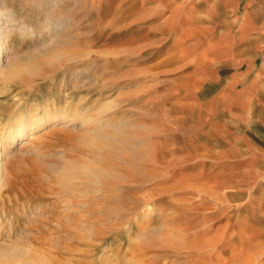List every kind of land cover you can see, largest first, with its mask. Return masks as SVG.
Returning a JSON list of instances; mask_svg holds the SVG:
<instances>
[{"label":"rangeland","instance_id":"374dc122","mask_svg":"<svg viewBox=\"0 0 264 264\" xmlns=\"http://www.w3.org/2000/svg\"><path fill=\"white\" fill-rule=\"evenodd\" d=\"M53 1L0 0L3 62L45 46L82 55L54 66L39 60L30 72L0 78V264L4 256L11 264H264V219L246 209L255 196L238 194L236 185L223 189L222 163L214 160L220 147L181 114L178 76L187 69L169 50L164 14H150L141 0ZM7 12L18 26L7 25ZM47 20L63 30L52 25L33 37L27 28L42 33ZM67 101L69 113L99 115L123 143L101 154L117 173L98 195L88 194L99 215L93 226L60 209L76 201L60 203L73 196L69 168L92 158L80 120L51 118L21 141L6 140L23 112L44 117L50 106V117H61Z\"/></svg>","mask_w":264,"mask_h":264},{"label":"crops","instance_id":"0c3cea01","mask_svg":"<svg viewBox=\"0 0 264 264\" xmlns=\"http://www.w3.org/2000/svg\"><path fill=\"white\" fill-rule=\"evenodd\" d=\"M141 1L164 14L169 50L187 69L181 114L220 147L223 189L255 196L246 209L264 219V0Z\"/></svg>","mask_w":264,"mask_h":264},{"label":"bare ground","instance_id":"6f19581e","mask_svg":"<svg viewBox=\"0 0 264 264\" xmlns=\"http://www.w3.org/2000/svg\"><path fill=\"white\" fill-rule=\"evenodd\" d=\"M53 2H55V6H57L61 0H54ZM43 6V5H42ZM58 7V6H57ZM53 15V14H52ZM5 16V21L8 23L7 25H16L18 26L19 23L14 22L15 19L12 16L11 12H7ZM52 18V17H51ZM4 20L2 18V16L0 15V22ZM52 21V19H51ZM45 22V21H44ZM47 25L46 27L43 28V30H45L42 33H36L34 32V29L32 27L27 28L29 31H31L33 37H40L43 38L42 35L48 33L51 28L50 26L53 25V29L55 30H63L64 24L61 22H50L49 20H47ZM61 25V26H60ZM1 30V29H0ZM11 30V29H10ZM4 30H2V34H3ZM6 32V31H5ZM0 33V37L2 36V34ZM51 33V31H50ZM23 35L25 33H22ZM26 36V34H25ZM49 38V37H48ZM21 41V43L24 44V42L22 40L24 39H19ZM59 41V40H58ZM47 43V42H46ZM57 45V44H56ZM63 45V44H62ZM44 46V44H43ZM61 45H57V46H53L51 49H49V47H44L42 49H37L35 48L34 53L28 54L25 53L21 56H18L16 58H14V60L7 62L6 60H4L3 62V54L6 55L7 53H9V51H7V49L4 47L2 48V46H0V78L4 79L5 75H12L13 76H20L21 73H27L30 72L33 69V65L35 63H37V61L39 60H45L46 63H49L50 65H61V64H65L68 62H71L73 60L77 59H82V55L81 53L75 50H71L67 49V47H60ZM33 51V50H32ZM76 57V58H75ZM3 66V67H2ZM61 67V66H60ZM66 77V75H65ZM65 82V81H64ZM66 85V82L63 84ZM72 104V103H71ZM70 102L67 101L65 103V107L62 108L61 111V117H50L51 114L49 112L50 106H44L43 109L45 110L43 112L44 117H41V114H39V111H37V113H35V115H32V111L31 110H27L26 113L23 112V115L20 119L14 121L13 123L16 126V134H10L8 135V137L6 138V140L8 141V145L17 141H21L27 134H31L32 130L37 129V127H41L43 124H45V121H51L52 119H69L71 121V123H74L75 121L80 120L82 122V125L84 127L85 130H87V132L89 133L88 135H86V141L84 143L85 147L89 150L90 154L92 155L91 160L89 161L88 164H82L80 165L77 169L71 167L69 168L70 171V176H68L70 179L76 181V184L74 182V185L72 187L71 184H67L66 186L69 188H73L74 191L73 193H71L73 196H67L64 197L66 199L60 201V203L65 204L68 201V198H74L75 201V205L74 204V200L71 201V203L73 202V204L71 205H61L60 209L63 212H73L74 215L79 214V216L82 219L83 222L90 224V225H94V223L97 221V212H93L89 210V203L88 201L90 199H88L89 197L92 198L91 196L94 195V193H96L97 195L99 194V191L104 189L105 184H111V179H115V175L117 173V170L115 168V166H113L112 162L110 160H106V158L101 157V154L103 155L104 153H111L114 150H117L116 148L119 145L123 146V143L118 142V138L114 135L116 133H113L114 128H112L111 124L107 123L106 120H103L102 117H100L99 115H93V116H89V115H75L73 113H69L68 112V108H69ZM79 110V105H77ZM110 106L108 105L106 107L109 108ZM52 118V119H51ZM51 119V120H50ZM57 121V120H54ZM63 121V120H62ZM90 121V122H89ZM39 122L38 126L36 125ZM59 122V121H58ZM79 122V121H78ZM65 125V124H64ZM67 125V123H66ZM78 125V124H77ZM122 126V125H121ZM121 131V130H120ZM86 134V133H85ZM118 134V133H117ZM121 134V133H119ZM35 137V135H34ZM121 137V135H120ZM142 142V141H141ZM145 144V143H144ZM5 148V147H4ZM4 153V150H3ZM5 155V154H4ZM3 155V156H4ZM81 173H76L77 171H79ZM59 177L64 178L65 175L63 174L62 171H60V173H58ZM68 175V174H67ZM72 177V178H71ZM5 178V177H4ZM69 178H67L69 180ZM147 179V178H146ZM5 180V179H4ZM142 181H146L145 179ZM131 182V181H129ZM2 178L0 177V184H2ZM122 183V182H121ZM143 183V182H142ZM146 183V182H145ZM4 184V183H3ZM117 184V183H116ZM115 186V184H113ZM112 185V186H113ZM137 185V184H136ZM4 186V185H3ZM124 186V185H122ZM132 187V185H130ZM129 186V187H130ZM62 187V186H61ZM117 187V185H116ZM128 187V186H127ZM134 187H136L134 185ZM157 187V186H156ZM112 188V187H110ZM115 188V187H114ZM133 188V187H132ZM4 189V188H2ZM156 189V188H154ZM122 190V188H121ZM153 190V189H152ZM120 191V190H119ZM236 191V190H235ZM89 192L93 193V195L89 196ZM103 192L109 193V190L106 188V191L103 190ZM111 192V191H110ZM118 192V191H117ZM132 192V191H131ZM134 192V191H133ZM144 192V191H143ZM149 192V191H148ZM90 193V194H91ZM116 193V192H114ZM120 193V192H119ZM118 193V194H119ZM104 194V193H103ZM146 194V193H145ZM143 194V195H145ZM148 195V194H147ZM107 196V195H106ZM97 197V196H96ZM138 197V196H137ZM130 198V197H129ZM1 199V197H0ZM81 199V200H80ZM96 199V198H95ZM102 199V197H101ZM136 199V198H135ZM143 199V198H141ZM100 200V199H99ZM118 200V198H117ZM144 200V199H143ZM95 201V200H94ZM97 201V200H96ZM131 201V200H130ZM78 202V203H76ZM93 202V201H92ZM120 202V201H119ZM139 202V201H138ZM142 202V201H141ZM145 202V200H144ZM97 203V202H96ZM135 203V201H134ZM150 203V202H149ZM190 205V204H189ZM108 206V205H107ZM109 207V206H108ZM118 207V206H117ZM136 207V206H135ZM138 208V207H137ZM186 208V207H185ZM111 210H113L112 208H110ZM118 209V208H117ZM187 209H190L187 208ZM99 210V207H98ZM102 209H100L101 211ZM104 210V209H103ZM115 210V208H114ZM185 210V209H184ZM116 212V211H114ZM134 212V211H133ZM172 212V211H171ZM104 213V212H102ZM106 213V212H105ZM121 212H119L120 214ZM130 213V212H129ZM100 214V213H99ZM107 214V213H106ZM102 215V214H101ZM111 215V214H110ZM115 215V213H114ZM121 215V214H120ZM164 215V214H163ZM78 216V217H79ZM99 216V215H98ZM104 216V215H103ZM113 216V215H112ZM162 216V215H161ZM73 217V216H71ZM183 217V215H182ZM112 218V217H111ZM121 218V217H120ZM110 219V218H109ZM118 219V218H117ZM112 220V219H111ZM148 220V219H147ZM71 221L73 222H80V220L76 219V216L71 218ZM116 221V220H115ZM120 222V221H118ZM81 223V222H80ZM98 223V222H97ZM108 223V222H107ZM113 223V221H112ZM205 223V222H204ZM96 225V224H95ZM102 225V224H101ZM106 225V224H105ZM164 227V226H163ZM181 227V226H180ZM179 227V228H180ZM189 227V226H186ZM185 227V228H186ZM145 228V227H144ZM168 228V227H167ZM187 230L186 232L190 231ZM143 230V229H142ZM155 230V229H154ZM157 230V229H156ZM177 230V229H176ZM183 230V229H182ZM161 232L165 231V229L160 230ZM144 232V231H143ZM184 232V231H183ZM142 232H140L141 234ZM196 233V232H195ZM167 234V233H166ZM162 235V234H161ZM186 235H190L187 234ZM138 238V237H137ZM191 238V237H190ZM193 238V237H192ZM144 241L146 242L145 238L143 237ZM187 239V238H186ZM144 241L142 243H144ZM164 242V240H162ZM190 241V240H189ZM187 241V242H189ZM181 242V241H179ZM194 242V240H192V243ZM197 242V241H196ZM147 244V242H146ZM146 244L144 243L145 247ZM162 244V243H161ZM198 244V243H197ZM133 245V244H132ZM136 245V244H135ZM199 245V244H198ZM150 246V245H148ZM152 246V245H151ZM156 246V245H155ZM171 246V245H170ZM165 248V246H163ZM162 247V248H163ZM170 248V247H169ZM172 248V247H171ZM138 249V248H136ZM150 249H152V247H150ZM166 249H168L166 247ZM178 250V248H176ZM134 250V249H133ZM143 250H149V248H143L142 247V251ZM142 251H139L142 253ZM138 251H136L137 253ZM148 251H145L143 253H147ZM152 252V251H151ZM157 252V251H156ZM161 252V251H158ZM190 253V251H189ZM150 253L148 252L147 254L144 255V257L146 256H150ZM156 254V253H155ZM180 254V253H178ZM185 254V253H184ZM138 255V253H137ZM143 255V254H142ZM154 255V253H153ZM160 255V254H159ZM193 255V254H192ZM4 256V255H3ZM136 256V255H135ZM156 256V255H155ZM2 257V256H1ZM11 257V256H10ZM133 257V256H132ZM138 257V256H137ZM185 257V256H184ZM191 257L187 256V258ZM135 258V257H134ZM139 258V257H138ZM154 258V257H153ZM4 259H6V263L4 262V264H11L9 261H11L12 259L8 258V256H4ZM150 259V258H149ZM190 259V258H189ZM151 260V259H150ZM138 261V260H137ZM177 261V258L173 261V263H175ZM181 261V260H180ZM3 263V262H1ZM19 264H35L34 261H32V259L29 260H24V261H19ZM139 264H149L147 262L146 259H142L140 261ZM151 264V263H150ZM158 264V263H155Z\"/></svg>","mask_w":264,"mask_h":264}]
</instances>
